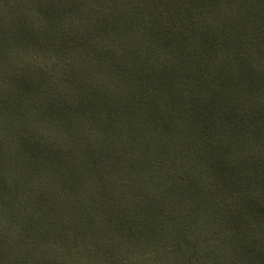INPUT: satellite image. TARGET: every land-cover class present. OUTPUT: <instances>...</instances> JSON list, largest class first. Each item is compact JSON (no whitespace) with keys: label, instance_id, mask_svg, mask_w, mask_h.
<instances>
[{"label":"trees","instance_id":"trees-1","mask_svg":"<svg viewBox=\"0 0 264 264\" xmlns=\"http://www.w3.org/2000/svg\"><path fill=\"white\" fill-rule=\"evenodd\" d=\"M0 264H264V0H0Z\"/></svg>","mask_w":264,"mask_h":264}]
</instances>
